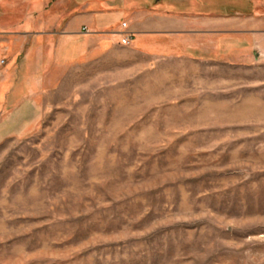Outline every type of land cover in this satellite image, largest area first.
<instances>
[{
	"label": "rangeland",
	"instance_id": "rangeland-1",
	"mask_svg": "<svg viewBox=\"0 0 264 264\" xmlns=\"http://www.w3.org/2000/svg\"><path fill=\"white\" fill-rule=\"evenodd\" d=\"M164 1L213 21L151 53L61 38L72 0H0L46 65L0 143V264H264V0Z\"/></svg>",
	"mask_w": 264,
	"mask_h": 264
},
{
	"label": "crops",
	"instance_id": "crops-1",
	"mask_svg": "<svg viewBox=\"0 0 264 264\" xmlns=\"http://www.w3.org/2000/svg\"><path fill=\"white\" fill-rule=\"evenodd\" d=\"M72 0V12L63 23L61 38L68 41L86 36L87 31L99 38L116 33L129 36L136 46L151 53H164L169 48H179L182 34L188 38L211 25L213 18L199 14L186 16L167 11L162 0ZM162 4V5H161ZM158 5V6H157ZM187 26V27H185ZM185 27V28H183ZM186 29V30H185ZM210 30V29H209ZM206 30V31H209ZM243 29H237L240 32ZM222 30H220L221 32ZM243 32V31H242ZM256 48L264 53V31L253 30ZM0 33V143L13 135L17 117L23 107H40L36 101L37 80L45 76V63H40L42 76L31 71L33 57L23 56L30 47L31 35L3 37ZM17 37V38H16ZM177 40V42H176ZM43 44L47 48V39ZM4 58L7 60L4 62ZM33 117V116H32ZM34 118V117H33ZM32 121L31 123H29ZM35 120L25 119L24 128ZM25 123V124H24ZM20 125V124H19ZM19 127V126H18Z\"/></svg>",
	"mask_w": 264,
	"mask_h": 264
},
{
	"label": "built area",
	"instance_id": "built-area-1",
	"mask_svg": "<svg viewBox=\"0 0 264 264\" xmlns=\"http://www.w3.org/2000/svg\"><path fill=\"white\" fill-rule=\"evenodd\" d=\"M125 43L127 44L128 42H127V41H125Z\"/></svg>",
	"mask_w": 264,
	"mask_h": 264
},
{
	"label": "trees",
	"instance_id": "trees-1",
	"mask_svg": "<svg viewBox=\"0 0 264 264\" xmlns=\"http://www.w3.org/2000/svg\"><path fill=\"white\" fill-rule=\"evenodd\" d=\"M206 8V7H205ZM208 8H209V6H208Z\"/></svg>",
	"mask_w": 264,
	"mask_h": 264
}]
</instances>
